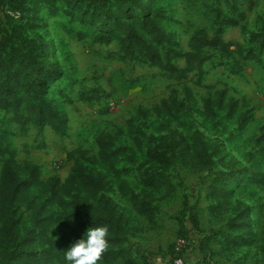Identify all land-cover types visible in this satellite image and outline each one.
I'll use <instances>...</instances> for the list:
<instances>
[{"label": "rangeland", "instance_id": "1", "mask_svg": "<svg viewBox=\"0 0 264 264\" xmlns=\"http://www.w3.org/2000/svg\"><path fill=\"white\" fill-rule=\"evenodd\" d=\"M144 3L141 11L134 1L123 6L121 0H110L108 8L118 13L112 24L117 15L136 20L142 36L170 53L177 66L185 65L177 55L189 51L199 28L210 37L241 44L259 61L209 50L202 77L194 72L185 82L195 95L191 110L158 115L154 109L174 88L183 98V86L134 52L131 38L123 44L128 37L124 29H111L110 37L103 38L101 6L85 0H25L16 2L24 12L21 17L9 9L13 4L0 3V38L13 25L24 24L26 51L41 57L47 72L55 65L62 70L32 101L63 108L69 117L63 138L50 126L12 123L17 162L33 161L44 180L65 182L74 169L104 180L102 192L87 203L75 191L64 194L66 208L50 205L49 196L30 185L27 195L34 207L18 202L0 217V264H19L17 253L26 249V240L36 251L44 250L35 223L40 213L56 215L52 230L65 233L66 250L74 234L83 235L93 223L107 224L106 251L117 257H106L101 264H172L180 221L194 246L189 256L193 264H264V0ZM146 15H153L162 31L150 34L140 28ZM227 18L240 24L225 25ZM39 78L36 74L33 81ZM30 93L36 96L34 90ZM111 101L118 107L110 113ZM12 104L19 109L16 100ZM244 114L250 119L243 126ZM12 116L0 111L4 121ZM103 131L116 136L113 169L98 159L97 139ZM79 146L89 149L88 157L67 161L66 151ZM1 168L0 162V173ZM74 212H79L77 221L70 222ZM8 216L15 220L11 231L4 226Z\"/></svg>", "mask_w": 264, "mask_h": 264}, {"label": "trees", "instance_id": "2", "mask_svg": "<svg viewBox=\"0 0 264 264\" xmlns=\"http://www.w3.org/2000/svg\"><path fill=\"white\" fill-rule=\"evenodd\" d=\"M110 0H85L88 4L99 5L103 9V16L105 24L101 26L100 32L102 37H110L112 30L120 31L124 29L128 34L127 38H122V43H126L128 38L133 40V51L144 54L152 61V64L159 67L162 71L169 76L177 79L179 84L183 86V98H179V90L174 88L172 94L162 100L161 104L157 106L154 111L158 115L170 114L174 110L189 111L192 108V102L195 99L193 88L187 83L190 74L194 72L199 73V78L204 73L205 64L211 59L208 54L209 50L220 52L226 57H233L238 54L244 60L259 61V57L253 52L245 53L243 46L234 41H226L221 35L210 37L206 29L199 28L191 36L189 42V51L181 52L177 57L185 60V65L179 67L173 63L170 53L163 52L157 44L152 41L146 40L140 29L137 28L136 20L133 22L125 21L120 15H117L116 22L113 25L112 19L118 14L112 13L108 8ZM132 1L138 3L141 11L145 9L144 0H121L124 6ZM7 3L12 5L14 11L20 12L21 17L23 11L18 4H23L25 0H0V3ZM57 2H65L68 0H57ZM102 11H99V13ZM99 17V14H95ZM244 16V14H242ZM10 17V16H8ZM96 19V18H95ZM225 25L238 26L240 20L234 18H227L224 22ZM114 26V27H113ZM225 26H221L220 34L224 32ZM140 28L154 34L155 32L162 31L154 24L153 15H146L145 20L142 22ZM24 24L13 25L11 30L3 32L0 38V111H5L6 114L13 113L11 118L7 121L0 118V162L2 164L0 173V217L6 216L10 212V208L20 202L33 208L34 201H31L27 195V188L36 186L40 189L42 194L49 196L48 203L50 205H57L60 208H66L69 203L64 199V194H69L70 191H75L80 195V202L87 203L92 199H96L104 189L103 178L96 177L92 174H87L79 169H74L67 177L65 182H62L57 177H51L44 180L41 177L40 168L33 161L27 159L23 164L17 162V149L11 138L12 131L10 125L12 123L21 124L22 127L29 123L35 124L38 128L43 129L45 126H50L55 133L59 136L67 137L69 129V117L63 108H56L55 106L43 105L41 103L35 104L38 96L45 91L46 84L49 79L54 77L59 78L62 70L58 66L47 72V66L41 57H37L26 51L23 41ZM112 31V32H111ZM254 37L261 39V35L254 34ZM236 46V50L233 47ZM46 53L49 49L46 44ZM49 73V74H46ZM40 76L39 80L34 79V75ZM6 87L7 89H4ZM30 90H34L35 97L31 96ZM46 95V93L44 94ZM34 97V98H33ZM16 100L18 110L12 108V101ZM25 103L27 106L21 109ZM26 111L27 114H22ZM61 111V112H60ZM108 111L111 113L112 109L108 106ZM249 116L246 114L241 116L242 123L245 125L249 121ZM36 121H38L36 123ZM8 126L6 130L3 127ZM39 129V130H40ZM116 136L110 132L103 131L99 134L97 145L99 148L98 159L108 167L113 169L115 167L116 157L118 151L115 148ZM89 149L84 146L67 150V161L74 158H86L89 155ZM26 176V178H23ZM79 212H74L69 216L70 222H76ZM15 220L8 216L5 219L4 226L7 230L11 231ZM36 227L39 230V238L44 246L41 252L36 251L31 240L25 241L26 249L19 250L16 259L19 264H64L63 252L66 251V246L69 242L65 233H57L52 230L53 225L56 224V215H43L38 214L35 217ZM198 227V223L196 224ZM182 221H180V231L178 238L184 237L189 240L187 232L183 231ZM30 233H33L31 230ZM31 236V235H30ZM83 235L76 233L72 237V243L81 238ZM32 237V236H31ZM33 239V237H32ZM191 243V242H190ZM185 250H183L184 252ZM182 251L176 250V243L173 245L172 263L175 258L182 255ZM111 253L105 251L102 259L110 257ZM115 259L117 256H112ZM110 257V258H112ZM101 259V260H102Z\"/></svg>", "mask_w": 264, "mask_h": 264}, {"label": "clouds", "instance_id": "3", "mask_svg": "<svg viewBox=\"0 0 264 264\" xmlns=\"http://www.w3.org/2000/svg\"><path fill=\"white\" fill-rule=\"evenodd\" d=\"M110 246V228L93 223L81 238L63 252L64 264H101L104 252Z\"/></svg>", "mask_w": 264, "mask_h": 264}, {"label": "built area", "instance_id": "4", "mask_svg": "<svg viewBox=\"0 0 264 264\" xmlns=\"http://www.w3.org/2000/svg\"><path fill=\"white\" fill-rule=\"evenodd\" d=\"M110 107L112 110H115L118 107V104L115 101L110 102ZM194 246L191 245L189 240L184 237H180L176 241V250L182 251L185 250L182 255L175 258L172 264H191L192 260L189 258L190 253H192Z\"/></svg>", "mask_w": 264, "mask_h": 264}, {"label": "crops", "instance_id": "5", "mask_svg": "<svg viewBox=\"0 0 264 264\" xmlns=\"http://www.w3.org/2000/svg\"><path fill=\"white\" fill-rule=\"evenodd\" d=\"M191 264H193V262Z\"/></svg>", "mask_w": 264, "mask_h": 264}]
</instances>
